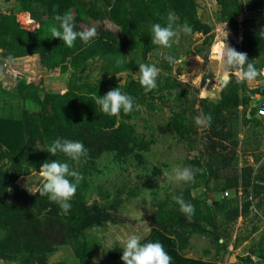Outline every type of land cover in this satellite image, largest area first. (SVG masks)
Listing matches in <instances>:
<instances>
[{
    "label": "trees",
    "instance_id": "obj_1",
    "mask_svg": "<svg viewBox=\"0 0 264 264\" xmlns=\"http://www.w3.org/2000/svg\"><path fill=\"white\" fill-rule=\"evenodd\" d=\"M18 4L17 9L0 18V59L11 61L39 57L43 72L61 73L70 71L82 74L89 64L100 61L107 78L93 84L82 79L69 84L61 93L46 91L44 81L20 77L12 90L3 94L21 105L10 109L6 102L0 113V262L2 264H51V255L61 247H70L78 264H90L100 251L89 235L93 230L106 225L120 223L115 204L90 205L88 199L93 191L91 169L104 156H112L117 162L127 163L135 158L141 165L145 155L156 144L155 135L150 139L140 134L135 121L141 119L143 110L161 111L158 100L166 106L179 83L170 74L174 66L166 57L155 64L159 69L157 88L145 93L139 78H130L121 90L134 97L138 111L121 113L119 118L104 114L94 104L93 97L104 96L119 86L118 76L133 69L139 71V64L150 63L149 57L157 46L151 44V23H165L169 12H174L176 24L187 23L191 37L204 38L197 54L202 55L205 46L212 47L213 28L199 16L197 0H3L8 4ZM219 7L218 21L223 32L233 38L242 37L240 47L235 50L246 53L249 62L258 69H264V22L255 18H239L246 13H264L263 0H214ZM75 12L73 16L77 31L95 29L97 38L84 45L77 40L73 47H67L53 36V29L59 30L57 15ZM19 14H29L40 25L36 31L24 29L18 22ZM26 18V17H25ZM29 18V24H33ZM117 30H112L108 24ZM35 24V23H34ZM35 24V25H37ZM87 29H86V27ZM129 54L136 61L129 62ZM227 65H225L226 70ZM27 72V71H26ZM181 74V71L178 70ZM29 73V72H27ZM258 76L255 81H262ZM1 92V93H2ZM264 95L260 88L253 89L249 82L242 80L240 73L231 71L230 81L223 85L217 103L206 99L193 100L179 93L177 101L181 108L171 110L169 129L180 142H192L200 135L198 125L204 124L213 144V153L207 162L198 158L189 164L196 173L195 182L187 184L185 190H177L164 200L154 204L150 218V235L143 241L161 242L172 264H224L229 243L233 239L234 227L247 221L264 202V167H254L247 163L239 169L240 127L248 128L257 140L264 138V119L257 116V107L250 109L254 98ZM33 104L36 110L27 106ZM249 113V114H248ZM212 116L211 122H197V117ZM192 116V117H190ZM64 138L83 142L88 151L80 162H73L57 152L55 157L47 152L57 139ZM258 144V143H256ZM219 150L215 153L216 150ZM230 151V154L225 152ZM215 153V155H214ZM254 162L260 164L261 157L253 155ZM69 163L83 179L71 201V210L65 214L47 196H40L39 190L30 194L19 185V179L26 173H39L41 165L48 160ZM11 167L8 169L7 164ZM223 171H230L223 182ZM157 175L161 174L155 171ZM226 192H234L233 198L222 197ZM195 194H197L195 196ZM173 196H182L195 207L191 218L179 210ZM195 237L207 239L215 247V259L205 261L190 259L185 254ZM230 254V253H229ZM115 261L123 262L122 249L109 252ZM245 264H255L244 258ZM65 264V263H58Z\"/></svg>",
    "mask_w": 264,
    "mask_h": 264
},
{
    "label": "rangeland",
    "instance_id": "obj_2",
    "mask_svg": "<svg viewBox=\"0 0 264 264\" xmlns=\"http://www.w3.org/2000/svg\"><path fill=\"white\" fill-rule=\"evenodd\" d=\"M2 1H0V9H3L2 11L7 14L18 7L14 1L8 4ZM197 3L201 20L214 30L212 47L205 46L202 49V55L197 54L198 48L202 47L204 38L201 36L191 37L189 33H184L181 30L171 48L163 49L157 46L156 51L149 57V60L154 64H159L160 60L168 55H172L181 62L175 64L174 71L170 74L172 78L176 79L179 86L169 97L167 105L164 106V101L158 100L156 103L162 109L161 111L145 108L141 119L135 121L140 134L149 139L152 134L155 135L156 144L152 147L151 152L145 155L144 164L141 165L135 158H130L127 163H120L112 156H104L97 162L96 167L91 169L93 191L88 203L90 205L97 203L101 206L115 204L120 223L106 225L89 234L100 249L97 258L91 260L90 264H123V262L112 259L109 252L116 248L123 249L124 241L130 234L141 236L143 242L152 230L150 218L154 213V204L164 200L167 195L174 191L186 189L188 183L171 179L172 169L191 167L189 163L198 158L207 162L210 158L209 154L213 153V144L209 140L204 124L198 125L201 128L199 130L200 135L192 142V148L188 146L186 141L180 142L169 129L171 110L178 111L181 108L179 101H177L179 93H185V98L189 99L190 102L194 99H206L217 103L220 100L221 88L224 85L222 76L225 71L227 46L235 49V47L239 48L242 43L241 37L237 39L230 37L220 28L219 7L214 0H197ZM71 14L75 16L74 11ZM243 19L241 16L239 21L242 22ZM256 19L264 22V17H257ZM18 20L25 29L31 32L40 28V25L29 24L28 16H23V14L18 15ZM108 27L117 30L110 23ZM128 59L132 63L136 61V56L129 54ZM102 66L100 61H96L89 64L80 75L73 71L61 75V73L47 74L43 72L39 64V57H32L26 63L1 61L0 59V113L8 111L10 107V109L15 110V116H17V110L21 104L17 100L13 101L7 98L3 94V90H12L20 77H27L36 81L43 79L46 91L61 93L77 79L93 84L106 79ZM132 70L130 69L118 76L120 85H124L130 78H137ZM178 70L181 71V74ZM107 79L111 80L109 77ZM257 83L259 84L257 85ZM257 83L249 82V86L253 89L264 90L263 80ZM259 99L264 101V95L255 97L250 109L259 105ZM6 102L10 105L8 108H3ZM27 107L36 110L31 103ZM239 150V169L247 163L257 168L264 167L263 137L257 140L248 128L240 127ZM218 151L217 149L215 153ZM225 154H230V151L225 152ZM253 155L262 158L260 164L254 162ZM10 167L11 164L8 163L7 168ZM155 171H159L161 174L157 175ZM225 176H231L230 171H223L221 178L214 181L212 187L215 188L218 182H223ZM42 182L43 177L39 173L31 172L21 176L18 183L23 190L35 194ZM218 196L220 199L224 197L221 194ZM234 196L236 194L230 192L229 197L233 198ZM185 255L190 259L213 261L216 252L211 242L205 238L196 237ZM249 257L255 264H264V202L247 221L235 225L228 254L224 256V264H245L242 259ZM50 263L78 264L70 247L57 249L51 255ZM0 264L2 263L0 262Z\"/></svg>",
    "mask_w": 264,
    "mask_h": 264
},
{
    "label": "clouds",
    "instance_id": "obj_3",
    "mask_svg": "<svg viewBox=\"0 0 264 264\" xmlns=\"http://www.w3.org/2000/svg\"><path fill=\"white\" fill-rule=\"evenodd\" d=\"M55 20L59 23V30L53 29V36L60 39L67 47H73L77 40L84 45H90L96 38L95 29L77 31L71 12L63 15H57ZM177 17L174 12H169L165 23H151L149 25L151 31V44L163 49L172 47L175 38L178 37L180 31L190 33L192 31L190 25L185 23L182 26L176 24ZM264 36V31L260 33ZM11 55L8 60H13ZM167 61L175 65L181 61L172 55L166 57ZM226 70L222 76V82L227 85L230 81L231 71L236 70L240 73L241 79L248 82L254 81L258 76L264 75V69H258L253 62L248 61L246 53L236 51L234 48L227 46L225 53ZM139 71L135 75L139 78V83L143 87L145 93H150L157 88V80L160 69L155 64L141 63L138 66ZM94 104L104 114L110 117L119 118L120 114L125 115L138 111L139 106L135 104L134 97L123 92L121 86L110 90L104 96L93 97ZM197 122H211L212 116L197 117ZM0 149L7 150L0 145ZM51 156L55 157L57 152L64 154L73 162H80L82 158L88 154L83 142L72 141L64 138H57L47 149ZM200 169L191 167L173 168L171 179L184 182L194 183L196 173ZM39 174L43 177V182L39 185V195L47 196V198L57 204L59 208L67 214L72 207L71 201L76 195L78 185L83 179L82 175L70 168L69 163L60 162L56 159L44 162L39 170ZM173 200L179 205V210L186 217L191 218L195 213V207L184 200L182 196H173ZM253 210L256 209L253 206ZM123 264H172V257L169 255L164 245L159 241L142 242V237L136 234L127 236L123 244L122 257Z\"/></svg>",
    "mask_w": 264,
    "mask_h": 264
},
{
    "label": "crops",
    "instance_id": "obj_4",
    "mask_svg": "<svg viewBox=\"0 0 264 264\" xmlns=\"http://www.w3.org/2000/svg\"><path fill=\"white\" fill-rule=\"evenodd\" d=\"M28 16V18H30L31 19V16L29 15V14H23V16ZM244 19L245 18H249V19H252V18H257V17H264V13H257V14H249V13H246V14H244L243 16H242ZM244 19H243V21H244ZM32 21V23L34 22L33 20H31ZM242 21V22H243ZM18 22H19V20H18ZM240 22V21H239ZM242 22H240V23H242ZM20 23V22H19ZM35 24H37L36 22H34ZM33 23V24H34ZM21 24V23H20ZM37 25H39V24H37ZM21 26H22V24H21ZM23 27V26H22ZM24 28V27H23ZM25 29V28H24ZM28 30V29H27ZM240 38V37H239ZM241 41H243V38L241 37ZM32 58V57H31ZM31 58H26V59H21V60H16V61H20V62H24V63H26V62H28L29 60H31ZM16 61H12V62H16ZM262 77H263V82H264V75H262ZM253 82H255V83H257V81H252V83ZM259 83H257V85H258ZM196 239V237L193 239V241ZM192 241V242H193Z\"/></svg>",
    "mask_w": 264,
    "mask_h": 264
},
{
    "label": "built area",
    "instance_id": "obj_5",
    "mask_svg": "<svg viewBox=\"0 0 264 264\" xmlns=\"http://www.w3.org/2000/svg\"><path fill=\"white\" fill-rule=\"evenodd\" d=\"M2 1V0H0ZM264 1V0H263ZM3 9H0V18L2 15H7V13H5L4 11H2ZM264 91V90H263ZM259 105H257V116L260 119H264V101H261L260 99L258 100ZM225 197H229L230 196V192H226ZM256 212V211H254Z\"/></svg>",
    "mask_w": 264,
    "mask_h": 264
}]
</instances>
